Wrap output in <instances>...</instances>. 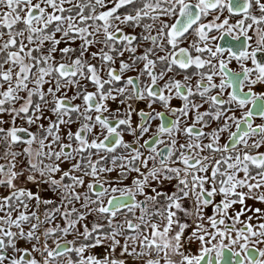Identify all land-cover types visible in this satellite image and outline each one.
<instances>
[{
    "label": "snow or ice",
    "instance_id": "6c2138e0",
    "mask_svg": "<svg viewBox=\"0 0 264 264\" xmlns=\"http://www.w3.org/2000/svg\"><path fill=\"white\" fill-rule=\"evenodd\" d=\"M260 245L264 0H0V264Z\"/></svg>",
    "mask_w": 264,
    "mask_h": 264
},
{
    "label": "flooded vegetation",
    "instance_id": "af4514ba",
    "mask_svg": "<svg viewBox=\"0 0 264 264\" xmlns=\"http://www.w3.org/2000/svg\"><path fill=\"white\" fill-rule=\"evenodd\" d=\"M232 67H234V68H235V67H236V65H235V64H233V65H232ZM260 247H261V245H260Z\"/></svg>",
    "mask_w": 264,
    "mask_h": 264
},
{
    "label": "rangeland",
    "instance_id": "374dc122",
    "mask_svg": "<svg viewBox=\"0 0 264 264\" xmlns=\"http://www.w3.org/2000/svg\"><path fill=\"white\" fill-rule=\"evenodd\" d=\"M261 247H264V245H261Z\"/></svg>",
    "mask_w": 264,
    "mask_h": 264
}]
</instances>
